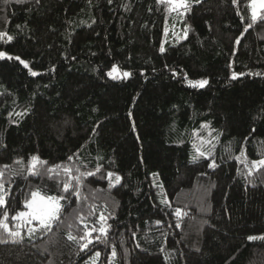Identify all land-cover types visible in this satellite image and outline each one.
Returning a JSON list of instances; mask_svg holds the SVG:
<instances>
[{
  "label": "trees",
  "instance_id": "trees-1",
  "mask_svg": "<svg viewBox=\"0 0 264 264\" xmlns=\"http://www.w3.org/2000/svg\"><path fill=\"white\" fill-rule=\"evenodd\" d=\"M250 1L0 0V220L22 233L0 228V264H264ZM33 193L62 197L50 230L17 228Z\"/></svg>",
  "mask_w": 264,
  "mask_h": 264
},
{
  "label": "snow or ice",
  "instance_id": "snow-or-ice-1",
  "mask_svg": "<svg viewBox=\"0 0 264 264\" xmlns=\"http://www.w3.org/2000/svg\"><path fill=\"white\" fill-rule=\"evenodd\" d=\"M19 2V0H18ZM161 3H167L169 4L170 10L171 11H179L180 9H185L187 10L189 5H188V0H160ZM251 9V19L253 22H255L258 17H259V12L260 10H264V0H251V3L249 5ZM6 35V34H5ZM12 39L11 36H8V40L10 41ZM6 54L3 52H0V58L4 57ZM11 59V57H9ZM17 59H19L17 57ZM23 63V61H21ZM26 68L28 67L27 64L24 65ZM33 75H36V73H32ZM109 76H111L113 79H116L117 76L121 75L119 72V69L117 67H113L112 71L108 73ZM130 73L124 72L122 73L123 77L129 76ZM236 78V74H233V79ZM190 86L192 87H200L203 88L208 81L207 80H201V81H196V82H189ZM199 152V149H197ZM200 156H203V152H199ZM196 157H194L195 159ZM40 163H46L40 161L39 157H33V163H32V168L35 169L38 164ZM7 167V166H5ZM59 167V166H57ZM253 167L259 169L260 167H264V160L260 161H254L253 162ZM55 169H49V171H54ZM65 172L71 176V169L65 168ZM91 175V173H89ZM112 174H109V178H111ZM3 173L0 172V178H2ZM76 179H79L78 177ZM117 180H119V177H116ZM70 185L65 184L64 190L67 191L69 189ZM0 189H3V185L0 184ZM62 199V197L57 198V197H43L39 193H33L32 194V199L28 201L25 204V207L29 209L27 213H19L15 219L17 220H23L27 219L29 223H31L32 220L39 221L40 227L43 228L44 230H50L52 228V222L55 220L59 219V212L61 210V205L59 203V200ZM5 203L4 196L0 194V205H3ZM177 216L181 215V212L179 209L176 211ZM100 220L103 221L105 220L104 216L100 217ZM7 221V216L3 218V220H0V228H3L5 232L8 233L9 236L22 239V233L20 231H11L8 227V224L6 223ZM23 225H17V228H21ZM36 230L35 229H29V235L31 236ZM102 233H105V229H100ZM91 231L86 232L85 238H88L91 236ZM70 239H75L74 237H69ZM249 239H255L254 237H250ZM91 242V240H89ZM83 247H87V244H84ZM98 255V254H97ZM115 255V253H113Z\"/></svg>",
  "mask_w": 264,
  "mask_h": 264
},
{
  "label": "rangeland",
  "instance_id": "rangeland-1",
  "mask_svg": "<svg viewBox=\"0 0 264 264\" xmlns=\"http://www.w3.org/2000/svg\"><path fill=\"white\" fill-rule=\"evenodd\" d=\"M250 3H251V1H250ZM188 4H189V0H188ZM250 5V4H249ZM168 7H169V10H170V5L168 4ZM250 8V7H249ZM170 12H173V13H177V14H181V15H183L185 12H186V10L185 9H180L179 11H171L170 10ZM250 16H251V9H250ZM264 16V10H260V12H259V17H258V19L256 20V21H258L261 17H263ZM252 20V19H251ZM255 21V22H256ZM169 31H171V32H173L174 33V36H175V38H177L178 40H183V39H185L186 38V32H184L183 31V29H182V26L180 25V24H174L173 26H171L170 28H167V33H169ZM118 68V67H117ZM119 69V72L121 73V75H119V76H117V78L116 79H119V80H123V79H127L129 76H127V77H123L122 76V73H124V72H127V71H125V70H121L120 68H118ZM112 71V70H111ZM111 71H109V72H111ZM109 76V75H108ZM109 78H111V79H113L111 76H109ZM32 166V165H31ZM41 195V194H40ZM41 196H43V195H41ZM43 197H46V196H43ZM58 198V197H57ZM31 199H32V197H31ZM30 199V200H31ZM29 200V201H30ZM59 203H60V205H61V200H59ZM29 211V209L28 208H26L25 210H23V211H21L20 213H27ZM60 213V212H59ZM18 216V215H17ZM16 216V217H17ZM32 222H37V223H39V221H36V220H32L31 221V223ZM18 225H25V224H29V222H28V220L27 219H23V220H18V223H17Z\"/></svg>",
  "mask_w": 264,
  "mask_h": 264
}]
</instances>
